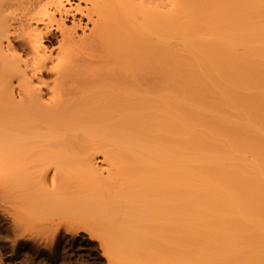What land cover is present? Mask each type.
<instances>
[{
	"label": "bare ground",
	"instance_id": "1",
	"mask_svg": "<svg viewBox=\"0 0 264 264\" xmlns=\"http://www.w3.org/2000/svg\"><path fill=\"white\" fill-rule=\"evenodd\" d=\"M0 79L17 175L57 145L95 188L43 165L45 207L130 221L188 264H264V0H0Z\"/></svg>",
	"mask_w": 264,
	"mask_h": 264
},
{
	"label": "rangeland",
	"instance_id": "2",
	"mask_svg": "<svg viewBox=\"0 0 264 264\" xmlns=\"http://www.w3.org/2000/svg\"><path fill=\"white\" fill-rule=\"evenodd\" d=\"M84 21L78 34L82 29L88 32ZM65 25L70 26V22L65 21ZM11 83L16 89V81ZM7 85V80L0 79V264L190 263L173 249L174 241H168V246L162 240L145 246L139 236L129 237L128 226L123 225L130 228V221L115 224L100 213L82 211L79 205V210L73 208L76 201L45 207L48 195L37 183L38 169L43 165L58 166L61 172L56 179H67L76 189L91 185L76 170V161L62 155L57 145L45 149L35 145L27 153L24 149L20 157L22 171L17 175V105L9 104ZM97 160V166H102ZM24 166L29 167L27 171ZM65 167L71 168L70 176L68 172L67 176L62 174Z\"/></svg>",
	"mask_w": 264,
	"mask_h": 264
}]
</instances>
